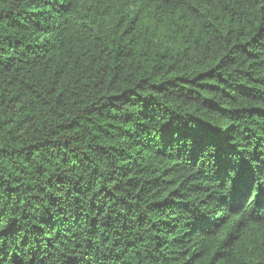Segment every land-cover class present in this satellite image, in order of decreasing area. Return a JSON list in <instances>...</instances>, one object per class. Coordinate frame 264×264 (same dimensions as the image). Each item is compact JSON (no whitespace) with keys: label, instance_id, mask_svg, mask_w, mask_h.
Segmentation results:
<instances>
[{"label":"trees","instance_id":"obj_1","mask_svg":"<svg viewBox=\"0 0 264 264\" xmlns=\"http://www.w3.org/2000/svg\"><path fill=\"white\" fill-rule=\"evenodd\" d=\"M262 161L264 0H0V264H264Z\"/></svg>","mask_w":264,"mask_h":264},{"label":"snow or ice","instance_id":"obj_2","mask_svg":"<svg viewBox=\"0 0 264 264\" xmlns=\"http://www.w3.org/2000/svg\"><path fill=\"white\" fill-rule=\"evenodd\" d=\"M236 163L239 164L238 161H237ZM261 164H262V167H264V161H262ZM232 170H233V171H236V168H233Z\"/></svg>","mask_w":264,"mask_h":264}]
</instances>
